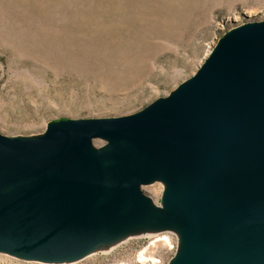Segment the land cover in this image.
<instances>
[{
  "label": "rangeland",
  "instance_id": "1",
  "mask_svg": "<svg viewBox=\"0 0 264 264\" xmlns=\"http://www.w3.org/2000/svg\"><path fill=\"white\" fill-rule=\"evenodd\" d=\"M262 21L264 0H0V135L33 141L62 121L138 115L185 85L228 31ZM142 191L161 201L160 183ZM169 219L68 262L0 231V264H139L140 254L184 264L185 236ZM243 237L225 260L264 264V237Z\"/></svg>",
  "mask_w": 264,
  "mask_h": 264
},
{
  "label": "water",
  "instance_id": "2",
  "mask_svg": "<svg viewBox=\"0 0 264 264\" xmlns=\"http://www.w3.org/2000/svg\"><path fill=\"white\" fill-rule=\"evenodd\" d=\"M99 131L106 132V136L134 134L138 148L148 157L188 173L208 186L209 199L201 194L191 203L188 218L180 223L187 246L183 261L184 264H231L225 260L223 248L232 250L237 242L232 252V257H236L243 251L244 235H251L254 243L264 237V21L228 31L185 85L138 115L62 121L33 141L0 135V188L12 186L13 189L30 177L44 175L59 162L66 165L70 174H65L60 184L43 186L41 181V186L33 191L37 194L33 200L16 195L0 200V231L11 230L15 236L27 237L33 248L46 253L49 245L36 227L12 225V222H24L22 213L15 214L20 206L17 200L21 204H33L38 210L35 224H44L49 206L54 201L56 207L60 201L54 199L61 197V191L72 184L75 178L72 174L87 164L85 145ZM78 138L82 141L74 144ZM55 150L63 152L58 157L48 155ZM129 164L121 163L125 167ZM131 167L145 171L133 163ZM253 182H260L251 190V198L256 202L250 205L248 198L245 202L234 200L219 217L214 213L217 196L227 201L230 198L227 194ZM203 195L206 199H202ZM235 212L238 221L231 220ZM214 226L217 229L212 235Z\"/></svg>",
  "mask_w": 264,
  "mask_h": 264
},
{
  "label": "bare ground",
  "instance_id": "3",
  "mask_svg": "<svg viewBox=\"0 0 264 264\" xmlns=\"http://www.w3.org/2000/svg\"><path fill=\"white\" fill-rule=\"evenodd\" d=\"M105 133L99 131L88 138L84 148L87 164L80 172L72 174L75 177L72 184L61 191V197L54 199L55 201L60 199V201L56 207L54 201L53 205L49 206V213L47 218H44V224H35L34 219L37 218L38 210L36 211L37 208L33 204H27V202L21 204L20 200H17L20 206L15 214L22 213L23 216L20 217L24 222L21 224L12 222V225L36 227L34 229L49 245L46 246L45 252L53 256L51 262L76 261L98 251H110L129 237L142 235V230H145L147 235L151 234L146 226L162 225L164 221L161 220L169 216H171L169 220L174 222L181 233L180 223L182 220L185 221L192 212L191 203L200 198L201 194L207 195L209 199L208 186L203 185L202 181L188 173L173 170L148 157L138 148L134 134L106 136ZM94 139L106 140L107 147L104 150L102 147L100 152L93 151L91 143ZM81 141L82 139L78 138L73 143L78 144ZM62 152L63 150H55L48 155L58 157ZM124 162L130 163L129 166L132 163L136 164L145 171L135 170L134 166L129 168V166L121 165ZM20 165H23V162ZM65 167L66 165L59 162L58 166L45 172L44 175L30 177L25 183H17L13 189L12 186L8 189L1 187L0 200H7L15 195L20 199L33 200L37 195L33 191L41 186V181L43 186L55 185L60 184V180L64 177L70 176ZM154 183L162 185L161 201L157 205L142 191V187ZM255 183L260 182L250 183L252 186H245L227 194L230 197L227 201L223 202V199L217 196L214 201V213L219 217L226 206L238 199L245 202L248 198L252 205L256 202L251 198V190L255 187ZM29 191L31 193H26ZM223 192L226 191L223 190ZM224 193L221 196L224 197ZM232 197L234 199H231ZM202 199H206L204 195ZM232 219L238 221L237 212L232 214ZM216 229L217 226H214L212 235ZM158 232L160 231L156 230L152 233ZM225 235L226 232L223 238ZM158 238L156 241L167 240L165 236L163 239ZM205 251L206 249L199 254L200 257ZM144 257L140 254L137 262L139 264L156 262L153 258L145 259Z\"/></svg>",
  "mask_w": 264,
  "mask_h": 264
}]
</instances>
